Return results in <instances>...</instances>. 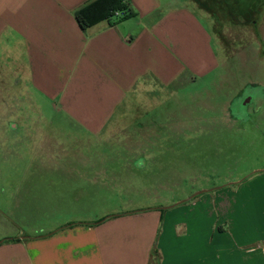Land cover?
Returning <instances> with one entry per match:
<instances>
[{
	"label": "rangeland",
	"instance_id": "374dc122",
	"mask_svg": "<svg viewBox=\"0 0 264 264\" xmlns=\"http://www.w3.org/2000/svg\"><path fill=\"white\" fill-rule=\"evenodd\" d=\"M247 8L228 15L225 7L209 20L198 12L216 70L168 85L148 78L127 96L109 131L107 123L97 133L83 126L60 97L17 80L10 56L0 57V236L31 237L67 221L117 214L110 220L137 209L155 214L179 202L177 211L184 198L234 190L264 173V22L259 35L251 23L234 22ZM243 91L258 97L242 114L236 107L231 113ZM121 224L107 231L118 239L134 235L124 233L136 230L134 221ZM149 264H159L158 251Z\"/></svg>",
	"mask_w": 264,
	"mask_h": 264
},
{
	"label": "crops",
	"instance_id": "0c3cea01",
	"mask_svg": "<svg viewBox=\"0 0 264 264\" xmlns=\"http://www.w3.org/2000/svg\"><path fill=\"white\" fill-rule=\"evenodd\" d=\"M87 1L0 0V57L10 56L17 80L60 97L65 111L94 133L106 123L108 130L148 78L168 85L216 70L219 60L198 12L209 20L225 7L231 15L247 6L233 20L251 23L257 35L264 22V0H124L135 16L81 30L74 13ZM241 182L234 190L184 198L177 211L179 202L98 224L67 221L18 241L0 236V264H149L152 250L159 264H264V173ZM128 220L136 230L124 233L134 235L118 239L107 231Z\"/></svg>",
	"mask_w": 264,
	"mask_h": 264
},
{
	"label": "trees",
	"instance_id": "16d2710c",
	"mask_svg": "<svg viewBox=\"0 0 264 264\" xmlns=\"http://www.w3.org/2000/svg\"><path fill=\"white\" fill-rule=\"evenodd\" d=\"M133 16H135V11L124 0H88L74 13V18L81 30L103 20L113 26ZM114 216L117 214L104 216L93 224H98ZM8 240L18 241L19 239L11 238ZM155 254L157 251L152 250L151 255L154 256Z\"/></svg>",
	"mask_w": 264,
	"mask_h": 264
},
{
	"label": "flooded vegetation",
	"instance_id": "af4514ba",
	"mask_svg": "<svg viewBox=\"0 0 264 264\" xmlns=\"http://www.w3.org/2000/svg\"><path fill=\"white\" fill-rule=\"evenodd\" d=\"M238 96L237 97V100L233 101L232 103H230V107H229V111L232 113V109L231 108H235L236 107V110H237V113L238 115L242 114V110L244 108H247L251 105L252 103V99H254V97H258V95L256 93H253L250 92V91H243L241 93V95H236ZM232 105V106H231Z\"/></svg>",
	"mask_w": 264,
	"mask_h": 264
},
{
	"label": "water",
	"instance_id": "95a60500",
	"mask_svg": "<svg viewBox=\"0 0 264 264\" xmlns=\"http://www.w3.org/2000/svg\"><path fill=\"white\" fill-rule=\"evenodd\" d=\"M204 190H202V191H198V192H196L195 194H197V193H200V192H203ZM183 200H185V199H183ZM163 208H166V207H163Z\"/></svg>",
	"mask_w": 264,
	"mask_h": 264
}]
</instances>
